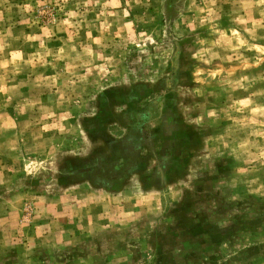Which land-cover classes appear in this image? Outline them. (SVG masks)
<instances>
[{"label":"rangeland","instance_id":"374dc122","mask_svg":"<svg viewBox=\"0 0 264 264\" xmlns=\"http://www.w3.org/2000/svg\"><path fill=\"white\" fill-rule=\"evenodd\" d=\"M3 28L0 264H264V0H0Z\"/></svg>","mask_w":264,"mask_h":264},{"label":"crops","instance_id":"0c3cea01","mask_svg":"<svg viewBox=\"0 0 264 264\" xmlns=\"http://www.w3.org/2000/svg\"><path fill=\"white\" fill-rule=\"evenodd\" d=\"M66 30L68 31L67 28ZM67 31L66 33L68 34ZM0 33H2L4 39H6L7 35L10 33V28H8V30L3 28ZM57 38L60 39V37ZM10 48L11 44L10 40H8L3 46V49H6L4 57L0 59V65H4L3 72L0 75V78H2L0 83L3 84L4 82H21L19 76L14 79L10 77V74H8V68H12V64L20 65L22 60L26 59L23 47H19V49L13 48V50ZM41 100H43V98ZM28 105L29 103L25 93L10 94L8 92H2V94H0V182L9 177V170L11 169L10 164L12 159H14L12 158L13 154H11V150L15 148L17 149L16 146H19V149L21 147L22 129L20 128V122L22 119L21 117L25 114L23 110H25ZM8 202L10 203L8 204L10 205L8 207L11 211H18L20 210V205L21 207L23 205V200H18V202L13 205L10 202V199ZM115 207L116 209L112 205H109L108 210L111 213L116 214V212L119 211L118 209L122 208V206ZM10 219V216H8L7 221H10Z\"/></svg>","mask_w":264,"mask_h":264}]
</instances>
